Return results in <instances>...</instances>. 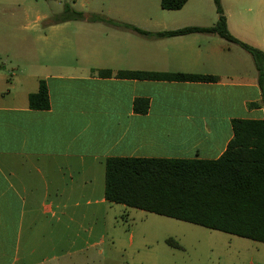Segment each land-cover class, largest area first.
Returning a JSON list of instances; mask_svg holds the SVG:
<instances>
[{
	"label": "crops",
	"instance_id": "obj_1",
	"mask_svg": "<svg viewBox=\"0 0 264 264\" xmlns=\"http://www.w3.org/2000/svg\"><path fill=\"white\" fill-rule=\"evenodd\" d=\"M221 7L229 33L264 53V0ZM0 17L2 32L22 26L12 12ZM124 17L108 19L151 34L217 20L213 0ZM59 33L71 35L58 43L70 47L69 60H0V264H108L117 217L104 197L106 159L215 160L233 137L232 120L264 119L253 61L218 36L146 37L103 23H65ZM122 70L217 81L116 78ZM40 80L49 109L31 110ZM137 99L148 101L146 113L134 111Z\"/></svg>",
	"mask_w": 264,
	"mask_h": 264
},
{
	"label": "trees",
	"instance_id": "obj_2",
	"mask_svg": "<svg viewBox=\"0 0 264 264\" xmlns=\"http://www.w3.org/2000/svg\"><path fill=\"white\" fill-rule=\"evenodd\" d=\"M187 0H161L164 10L181 9ZM217 20L210 27H186L151 34L134 26L98 15H88L65 5L54 23L86 21L130 29L142 36L167 38L188 34L218 36L247 52L257 72V85L264 105V53L232 36L226 25L221 0H213ZM97 75L111 77L110 70ZM119 79L168 82L213 83L216 77L182 73L118 71ZM31 110L49 109L46 84L39 81L38 90L28 97ZM148 101L137 99L134 111L144 114ZM255 105V104H254ZM233 137L224 153L215 160L108 158L104 161V197L113 204L197 225L210 230L264 243V119H234ZM165 243L175 249L172 239Z\"/></svg>",
	"mask_w": 264,
	"mask_h": 264
},
{
	"label": "rangeland",
	"instance_id": "obj_3",
	"mask_svg": "<svg viewBox=\"0 0 264 264\" xmlns=\"http://www.w3.org/2000/svg\"><path fill=\"white\" fill-rule=\"evenodd\" d=\"M65 5L107 19H125L124 15L136 12L150 17L161 14L160 0H0V15L3 11L12 12V19L22 25L11 30L8 24L4 32L0 30V60H69L66 52L70 47L58 43L71 35L57 34V25L65 23H54ZM66 23L74 26L89 22ZM25 25L27 28H22ZM238 52L251 58L239 46ZM122 208L116 204L111 209V217L117 218L111 220L108 264H264V243ZM167 239L175 241L180 249L168 246Z\"/></svg>",
	"mask_w": 264,
	"mask_h": 264
}]
</instances>
